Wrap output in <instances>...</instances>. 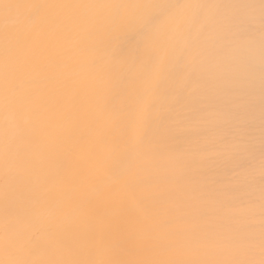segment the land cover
I'll return each instance as SVG.
<instances>
[{"label":"bare ground","instance_id":"obj_1","mask_svg":"<svg viewBox=\"0 0 264 264\" xmlns=\"http://www.w3.org/2000/svg\"><path fill=\"white\" fill-rule=\"evenodd\" d=\"M0 264H264V0H0Z\"/></svg>","mask_w":264,"mask_h":264}]
</instances>
